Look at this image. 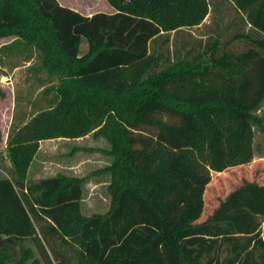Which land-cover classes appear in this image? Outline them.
<instances>
[{
    "label": "trees",
    "instance_id": "16d2710c",
    "mask_svg": "<svg viewBox=\"0 0 264 264\" xmlns=\"http://www.w3.org/2000/svg\"><path fill=\"white\" fill-rule=\"evenodd\" d=\"M221 1L228 18L182 36L214 0H107L112 12L88 16L0 0V38L11 37L0 62L35 54L34 69L55 77L47 104L6 129L0 264H264V182L242 178L199 218L210 171L248 163L264 128V0ZM87 133L107 142L104 165L27 177L39 140ZM95 173L109 204L84 214Z\"/></svg>",
    "mask_w": 264,
    "mask_h": 264
},
{
    "label": "rangeland",
    "instance_id": "374dc122",
    "mask_svg": "<svg viewBox=\"0 0 264 264\" xmlns=\"http://www.w3.org/2000/svg\"><path fill=\"white\" fill-rule=\"evenodd\" d=\"M217 1L214 0V4ZM71 3L80 12L87 5L89 6V12L102 8V3H99V0H78V2H74L73 0ZM214 4L209 5L208 12L198 26L186 28L184 31H179L178 34L186 36L185 32H191L196 36H202V33L206 32L208 27L212 25L213 17L216 14L220 13L223 20L232 14V10L227 2L221 1L216 6V9ZM10 39V36L1 37L0 44ZM171 41L170 35V44ZM234 45L241 47L243 43L237 41ZM86 46V40L82 37L78 52L81 53ZM37 61L35 54L30 60L23 61L20 53H14L3 57L0 62V87L4 91L3 96H0V123L4 122V126L1 129L0 161L4 170L10 168V161L4 148V137L8 124L10 122H20L22 118L30 115L37 108L45 106L51 92L43 93V89L55 82L54 76L48 75L45 71H36L34 69ZM257 113L264 124V103L259 107ZM8 119H10L9 123L6 121ZM106 147L107 142L103 138H94L90 133L82 137L67 139H42L40 147L31 162L27 177L30 178L36 174L45 176L56 172H70L69 170L71 169H66V165L82 158H85V162L83 164L80 163V165L78 164L77 167L79 168L78 172L84 175L89 170L99 168L108 162V156L102 151ZM253 147L254 155L248 163L231 166L219 172L210 171V179L203 190V210L199 217L200 219L211 210L220 197L238 184L242 178L264 182V128L262 130L254 128ZM39 165L41 167L43 165V168L40 167V171L38 170ZM102 176L95 173L86 177V181L82 186L80 200V211L82 213L90 214L107 209L109 199L105 185L104 183H100V181L96 182ZM90 181H94V184H90ZM26 244L30 245L35 256L39 257L34 244L28 241H26ZM39 264H43L41 260Z\"/></svg>",
    "mask_w": 264,
    "mask_h": 264
},
{
    "label": "crops",
    "instance_id": "0c3cea01",
    "mask_svg": "<svg viewBox=\"0 0 264 264\" xmlns=\"http://www.w3.org/2000/svg\"><path fill=\"white\" fill-rule=\"evenodd\" d=\"M59 4H61V5H63V6H67V7H70V8H72V9H74V10H77V11H79L78 10V8L77 7H75V5H73V3H71L73 0H56ZM74 2H78V0H74ZM99 3H102V8H100V9H95L93 12H96V11H104V12H112L114 9H113V7L107 2V0H99ZM84 10L83 11H79L80 13H82V14H84V15H90L91 13H93V12H89V10H88V8H89V6L87 5V6H84ZM87 47V46H86ZM86 50V48H83V50L81 51V53H83L84 51ZM80 53V52H79ZM8 123H9V121H10V119H8V120H6ZM14 121V120H13ZM18 121V120H17ZM9 125V124H8ZM2 126H4V122L3 123H0V130L2 129ZM8 127V126H7ZM86 135V134H85ZM84 136V135H83ZM79 137H82V136H79ZM4 139H5V137H4ZM51 139H67V138H61V137H57V138H51ZM41 141H42V139L41 140H39V143H38V148H37V150H36V152H35V154L33 155V158L31 159V161H30V163H29V165H28V167H27V175H28V172H29V170H30V166H31V162H32V160L34 159V157H35V155H36V153H37V151H38V149H39V147H40V143H41ZM78 150V149H77ZM75 152H77L76 150H75ZM78 160V159H77ZM77 160H74L73 162H71V163H69L68 165H66V169H71V170H69L70 172H65V171H63V173H65V174H72V175H78V176H81L82 175V173H79L78 172V170H79V168L77 167V165L79 164L80 165V163H84L85 162V158H82V159H79L78 161ZM41 167V165H39L38 166V170L40 171L41 170V168H43V165H42V167ZM74 170H76V171H74ZM47 175H50V174H47ZM41 176H43V175H32L30 178H37V177H41ZM99 180H102V181H100V183H104V181H103V178H100ZM98 180H96V182H97ZM90 184L91 183H93L94 184V181H90L89 182Z\"/></svg>",
    "mask_w": 264,
    "mask_h": 264
}]
</instances>
